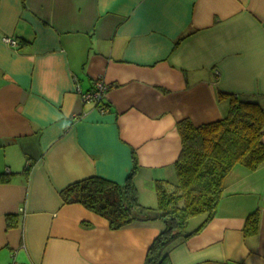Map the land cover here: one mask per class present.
Masks as SVG:
<instances>
[{
    "label": "crops",
    "instance_id": "0c3cea01",
    "mask_svg": "<svg viewBox=\"0 0 264 264\" xmlns=\"http://www.w3.org/2000/svg\"><path fill=\"white\" fill-rule=\"evenodd\" d=\"M98 81L104 107L83 99ZM218 92L264 107V0H0V173H15L0 182V264H145L160 220L113 230L60 192L123 183L134 156L139 202L156 206V180L176 177V124L224 117ZM223 191L163 264H264V166L235 167Z\"/></svg>",
    "mask_w": 264,
    "mask_h": 264
},
{
    "label": "trees",
    "instance_id": "16d2710c",
    "mask_svg": "<svg viewBox=\"0 0 264 264\" xmlns=\"http://www.w3.org/2000/svg\"><path fill=\"white\" fill-rule=\"evenodd\" d=\"M218 99L228 101L224 117L196 126L182 119L176 124L180 136V151L175 163L176 183L156 180V208L139 202L133 181L136 159L123 183L101 176L73 182L60 192L65 204H79L100 216L113 230L135 222L163 223L159 235L150 246L145 264H163L173 246L198 234L213 219L218 202L224 194L225 178L235 167L254 172L264 166V107L257 101L235 94L218 92ZM104 107V102L97 104ZM32 157L25 154L23 170L31 165ZM15 173L5 169L0 182L10 180ZM204 217L194 229L189 223ZM8 221L11 217L7 216ZM257 209L244 223L246 235H256L259 226Z\"/></svg>",
    "mask_w": 264,
    "mask_h": 264
},
{
    "label": "built area",
    "instance_id": "2783aa9c",
    "mask_svg": "<svg viewBox=\"0 0 264 264\" xmlns=\"http://www.w3.org/2000/svg\"><path fill=\"white\" fill-rule=\"evenodd\" d=\"M4 40H5L4 42H6L7 44L15 45V41L10 37H6ZM95 88H96L95 90H92L91 92L84 94L83 99L87 100V101L93 100L94 102H96V104L100 105L101 102L104 101L103 98L105 95L106 88H105V85L101 81H98ZM101 107H103V106H101ZM11 264H18V263L15 262V263H11Z\"/></svg>",
    "mask_w": 264,
    "mask_h": 264
},
{
    "label": "rangeland",
    "instance_id": "374dc122",
    "mask_svg": "<svg viewBox=\"0 0 264 264\" xmlns=\"http://www.w3.org/2000/svg\"><path fill=\"white\" fill-rule=\"evenodd\" d=\"M173 181H174V182H173ZM173 181H172V182L175 184V183H176V177H175V179H174ZM172 182H171V183H172ZM152 207L156 208L157 206H152ZM203 220H204V217H197V218L191 220L190 223H189V227H188V229H189V230L194 229V228H195L199 223H201Z\"/></svg>",
    "mask_w": 264,
    "mask_h": 264
}]
</instances>
